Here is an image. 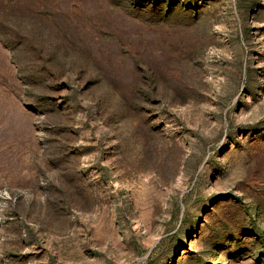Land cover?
I'll return each mask as SVG.
<instances>
[{"label": "rangeland", "instance_id": "obj_1", "mask_svg": "<svg viewBox=\"0 0 264 264\" xmlns=\"http://www.w3.org/2000/svg\"><path fill=\"white\" fill-rule=\"evenodd\" d=\"M48 3L0 6V264H264V0Z\"/></svg>", "mask_w": 264, "mask_h": 264}, {"label": "trees", "instance_id": "obj_2", "mask_svg": "<svg viewBox=\"0 0 264 264\" xmlns=\"http://www.w3.org/2000/svg\"><path fill=\"white\" fill-rule=\"evenodd\" d=\"M4 1V3L2 2ZM40 2H35V0H1L0 6L5 14L6 19L15 20H27L28 22L36 18H45L47 14H55V11L50 12V7L48 0H39ZM59 14L60 11L57 10ZM2 40H4L6 46H9L10 37L6 31H1ZM20 39V37H18ZM12 55L15 51L12 47H9ZM19 58V57H18Z\"/></svg>", "mask_w": 264, "mask_h": 264}, {"label": "built area", "instance_id": "obj_3", "mask_svg": "<svg viewBox=\"0 0 264 264\" xmlns=\"http://www.w3.org/2000/svg\"><path fill=\"white\" fill-rule=\"evenodd\" d=\"M3 194H4V195H6V193H5V192H3Z\"/></svg>", "mask_w": 264, "mask_h": 264}]
</instances>
